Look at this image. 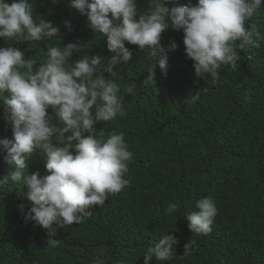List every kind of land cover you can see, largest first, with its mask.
Here are the masks:
<instances>
[{
	"label": "trees",
	"instance_id": "trees-1",
	"mask_svg": "<svg viewBox=\"0 0 264 264\" xmlns=\"http://www.w3.org/2000/svg\"><path fill=\"white\" fill-rule=\"evenodd\" d=\"M191 2L195 5L198 0ZM187 3L169 0L166 6ZM136 5L138 19L148 10L149 0H136ZM34 15L59 27L64 45H84L72 60L85 54L114 55L107 49L106 36L92 31L71 0H34ZM246 27L264 36V2ZM183 38L182 30L171 27L161 34L163 46L170 41L178 45L168 59L183 56L189 66L179 61L151 90L140 75L147 73L149 82L150 68L161 69L137 45L125 43L132 58L114 66L116 76L109 77L120 85L125 114L96 127L106 136L123 133L133 153L127 174L130 185L109 195L84 222L58 230L55 239L60 244L53 248L47 246V231L24 219L31 207L24 195L27 188L9 182L0 189V264H94L98 248L106 250L104 264H144L147 248L167 233L179 238L176 253L164 262L153 257L149 264H264V40L260 48L237 49L236 66H223L213 84L210 76L195 75ZM49 43L36 42L30 49L32 42L0 38V48L16 47L25 59L42 54ZM38 67L39 61L34 70ZM131 83L136 87L129 94L124 89ZM4 108L0 102V139H11ZM47 112L56 123L51 107ZM230 154L242 162L235 163ZM27 163L29 174H46L39 152ZM9 170L0 154V178ZM202 198H211L218 209L208 235L192 233L185 218L197 210L194 204ZM171 203H179V210L167 214ZM186 243L191 245L187 256Z\"/></svg>",
	"mask_w": 264,
	"mask_h": 264
},
{
	"label": "clouds",
	"instance_id": "clouds-1",
	"mask_svg": "<svg viewBox=\"0 0 264 264\" xmlns=\"http://www.w3.org/2000/svg\"><path fill=\"white\" fill-rule=\"evenodd\" d=\"M168 2L149 0L148 10L137 19L136 0H71V6L87 17L92 31L106 36L107 49L114 53L110 58L85 54L72 60L84 45H64L59 27L34 15V0H0V38L32 42L30 49L36 42H51L46 51L41 49L42 54L28 59L16 47L0 48V102L5 106L4 119L12 126V138L0 139V154L11 166L0 178V189L9 182L27 188L24 195L31 207L24 219L47 231L49 247L59 246L55 239L58 230L84 222L109 195L131 183L127 174L133 153L123 133L113 131L106 136L96 127L125 114L120 85L109 77L116 76L114 66L132 58L126 42L145 50L153 65L161 69L150 68L149 82L147 73L140 75L150 90L179 61L189 66L183 56L168 59L178 48L175 41L167 47L161 43V34L169 27L183 31L186 57L193 61L195 75L201 79L210 76L213 84L223 66H236L240 59L237 49L261 47L264 36L254 34L246 22L264 0H198L195 5L188 0L171 8L166 6ZM64 23L71 31L70 22ZM37 61L39 67L34 70ZM135 87L131 83L124 91L131 94ZM50 107L56 123L47 112ZM38 152L44 159L43 176L28 170L27 162ZM230 157L235 163L241 161L233 154ZM194 206L197 210L185 217L188 228L208 235L218 212L216 204L211 198H202ZM179 207V203H171L165 211L172 214ZM19 208L24 213V205ZM179 243L175 234H164L147 248L144 264L153 257L160 262L169 260ZM105 251L96 250L94 264H104ZM190 251L191 245L186 243L183 255H190Z\"/></svg>",
	"mask_w": 264,
	"mask_h": 264
}]
</instances>
